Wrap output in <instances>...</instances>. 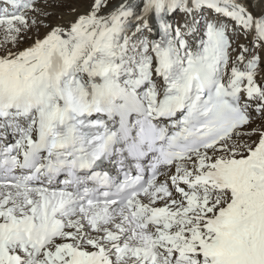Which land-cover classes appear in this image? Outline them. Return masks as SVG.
<instances>
[{"label": "snow or ice", "instance_id": "obj_1", "mask_svg": "<svg viewBox=\"0 0 264 264\" xmlns=\"http://www.w3.org/2000/svg\"><path fill=\"white\" fill-rule=\"evenodd\" d=\"M0 264H264V0H0Z\"/></svg>", "mask_w": 264, "mask_h": 264}]
</instances>
